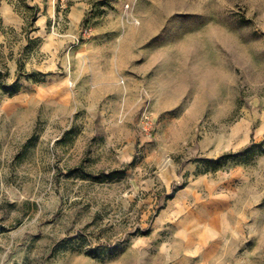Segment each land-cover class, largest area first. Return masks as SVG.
Wrapping results in <instances>:
<instances>
[{
    "label": "rangeland",
    "instance_id": "1",
    "mask_svg": "<svg viewBox=\"0 0 264 264\" xmlns=\"http://www.w3.org/2000/svg\"><path fill=\"white\" fill-rule=\"evenodd\" d=\"M13 2L0 264H264V0H94L73 45L120 50L97 58L128 78L127 106L105 82L43 74L40 10Z\"/></svg>",
    "mask_w": 264,
    "mask_h": 264
},
{
    "label": "crops",
    "instance_id": "2",
    "mask_svg": "<svg viewBox=\"0 0 264 264\" xmlns=\"http://www.w3.org/2000/svg\"><path fill=\"white\" fill-rule=\"evenodd\" d=\"M101 7H105L103 1L100 2ZM30 4L39 8V15L35 21L36 29L33 30L31 38L35 37L38 41L36 44V52H42L50 58V62L44 63L41 69L42 73L52 74L57 67H64L69 70V74L73 76L75 82L84 79L89 80L92 84L106 83L107 94L113 95L117 92V101L119 104L127 106L134 101L135 92L130 85H127L128 78L120 77V83L116 78L115 67L108 66V71L103 72L102 61L98 60V53H108V56L115 57L120 52L116 48L109 52H102L99 49L91 47V41H85V45L74 47V39L80 35V29L88 12L96 9L94 0H30ZM68 6L66 18L63 20L61 13L62 6ZM94 13V12H92ZM65 17V16H64ZM65 21V22H64ZM53 24H64L61 32L52 30ZM24 20L13 0H0V39L4 38L6 32L5 26L22 27ZM35 49V48H34ZM107 63V62H106ZM112 63L111 59L108 64ZM107 64V65H108ZM112 100V97H110ZM127 114L119 118V121H127Z\"/></svg>",
    "mask_w": 264,
    "mask_h": 264
},
{
    "label": "trees",
    "instance_id": "3",
    "mask_svg": "<svg viewBox=\"0 0 264 264\" xmlns=\"http://www.w3.org/2000/svg\"><path fill=\"white\" fill-rule=\"evenodd\" d=\"M34 9V13L32 15V22L36 19L37 17V9L33 6L32 7ZM23 64H21V67H22ZM31 77L34 76L35 74L33 73H30L29 74ZM20 78H18L14 84H11V85H4L3 88L11 93V94H15L17 93L19 90H20ZM255 145H260V144H255ZM253 147V146H252ZM252 147H248L246 149H244L243 153H248V151L252 148ZM225 155L221 156L220 158L218 159H207L208 162L210 163H213V164H218L223 158H224Z\"/></svg>",
    "mask_w": 264,
    "mask_h": 264
},
{
    "label": "built area",
    "instance_id": "4",
    "mask_svg": "<svg viewBox=\"0 0 264 264\" xmlns=\"http://www.w3.org/2000/svg\"><path fill=\"white\" fill-rule=\"evenodd\" d=\"M84 26H87V25H84ZM88 28V27H87ZM86 28V30L85 31H87L88 29Z\"/></svg>",
    "mask_w": 264,
    "mask_h": 264
}]
</instances>
